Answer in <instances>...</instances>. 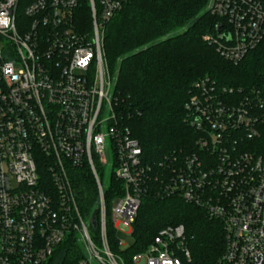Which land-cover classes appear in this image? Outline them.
<instances>
[{
  "label": "built area",
  "instance_id": "built-area-1",
  "mask_svg": "<svg viewBox=\"0 0 264 264\" xmlns=\"http://www.w3.org/2000/svg\"><path fill=\"white\" fill-rule=\"evenodd\" d=\"M128 0H0V264H186L183 224L160 229L146 249L123 257L107 220L132 236L141 197L179 196L220 221L217 264H264V74L252 86L197 80L184 105L191 152L145 160L124 122L103 38ZM222 24L204 40L235 64L264 43V0H210ZM114 152L122 182L109 208L101 170ZM89 166L99 219L83 216L74 168ZM96 218V215H95ZM80 255L63 263L64 241ZM131 246L120 238V251Z\"/></svg>",
  "mask_w": 264,
  "mask_h": 264
},
{
  "label": "trees",
  "instance_id": "trees-1",
  "mask_svg": "<svg viewBox=\"0 0 264 264\" xmlns=\"http://www.w3.org/2000/svg\"><path fill=\"white\" fill-rule=\"evenodd\" d=\"M209 0H128L107 24L103 48L114 78V92L124 122L140 141L145 160H159L172 152H191L196 133L186 120L184 105L193 84L204 76L221 85L248 88L264 74V43L237 64L226 60L204 40L216 32L219 18ZM84 217L97 210V187L89 166L72 170ZM122 182L111 177L106 199L122 192ZM152 185L141 197L133 223V254L146 249L160 229L183 224L191 259L186 264H217L225 247L219 220L181 197L158 194ZM96 219L99 215L96 214ZM113 251H120V233L107 220ZM79 243L68 239L56 254L70 262L80 255Z\"/></svg>",
  "mask_w": 264,
  "mask_h": 264
},
{
  "label": "rangeland",
  "instance_id": "rangeland-1",
  "mask_svg": "<svg viewBox=\"0 0 264 264\" xmlns=\"http://www.w3.org/2000/svg\"><path fill=\"white\" fill-rule=\"evenodd\" d=\"M209 3H210V0H209ZM209 3H208V5H209ZM107 155H108V159H109L110 163H108L107 165H104L102 170H101V179H102V183L105 186V188H107L110 185L111 176H112V173L115 169L112 165V161L114 158V152L111 148H109V150L107 151ZM117 202H118V199L115 197L110 199L108 201L109 208L115 206L117 204ZM120 238L126 242H131V240H132V236L127 234L126 232H121ZM118 252L123 257H130L131 256V254L129 252H121V251H118Z\"/></svg>",
  "mask_w": 264,
  "mask_h": 264
},
{
  "label": "water",
  "instance_id": "water-1",
  "mask_svg": "<svg viewBox=\"0 0 264 264\" xmlns=\"http://www.w3.org/2000/svg\"><path fill=\"white\" fill-rule=\"evenodd\" d=\"M221 29H222V24L221 23H218L216 25V31L218 32V35H220ZM96 213H97V210L95 211V213L92 216V224L93 225L96 224V218H95Z\"/></svg>",
  "mask_w": 264,
  "mask_h": 264
}]
</instances>
